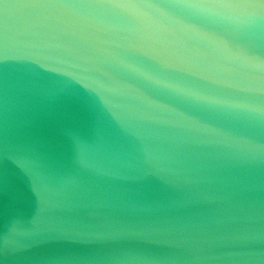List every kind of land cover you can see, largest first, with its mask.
Returning a JSON list of instances; mask_svg holds the SVG:
<instances>
[{
    "label": "water",
    "instance_id": "water-1",
    "mask_svg": "<svg viewBox=\"0 0 264 264\" xmlns=\"http://www.w3.org/2000/svg\"><path fill=\"white\" fill-rule=\"evenodd\" d=\"M0 264H264V0H0Z\"/></svg>",
    "mask_w": 264,
    "mask_h": 264
},
{
    "label": "clouds",
    "instance_id": "clouds-1",
    "mask_svg": "<svg viewBox=\"0 0 264 264\" xmlns=\"http://www.w3.org/2000/svg\"><path fill=\"white\" fill-rule=\"evenodd\" d=\"M136 26H133L135 31ZM133 46L147 50L150 54L160 58L162 63L168 64L173 63L174 57H172L166 51L154 47L153 43L146 36H141L133 41ZM12 47L17 52L23 55H38L41 45L37 39L28 35H23L12 41ZM65 71L70 76H76L80 74V66L75 63H69L66 65Z\"/></svg>",
    "mask_w": 264,
    "mask_h": 264
}]
</instances>
